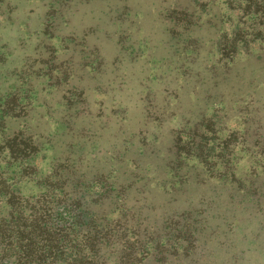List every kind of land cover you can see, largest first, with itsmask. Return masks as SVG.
Listing matches in <instances>:
<instances>
[{"label":"rangeland","instance_id":"374dc122","mask_svg":"<svg viewBox=\"0 0 264 264\" xmlns=\"http://www.w3.org/2000/svg\"><path fill=\"white\" fill-rule=\"evenodd\" d=\"M83 1L61 0L57 4L54 0H10L5 1L10 7L7 15L0 7L1 40L16 49L13 54L0 52V218L5 219L7 234L18 228L7 223L10 219L18 225L25 224V233L32 229L33 219L44 222L53 231L55 227L61 229L62 234L56 235L60 236L57 242L61 237L65 239L62 249L66 248V253L61 261L53 262L54 257L62 255V250L54 248L60 244L51 243L53 249H45V254L50 255V251L55 256L31 264H92L91 251L95 250L101 256L99 264H264V153L256 154V148L242 142L248 126L247 113L252 108L248 103L253 99L264 105V60H247L264 52V40L232 45L236 54L227 66L225 62L217 63L211 55L206 61L204 53L213 45L200 46L197 41L218 35L225 37L222 41L231 49L230 39L244 42L258 28L264 34V11L259 21L263 26L258 27L251 15L242 23L244 0H209V4L208 0H89L91 3L86 4ZM261 2L264 10V0ZM6 17L20 26L9 23L6 26ZM89 28L95 33L83 35ZM183 46L189 50L185 59L178 55ZM193 48L200 52L198 57L190 54ZM99 51L106 63L102 72L95 70ZM113 61L117 67L114 71L109 67ZM182 63L189 66L186 73L168 74V66ZM247 64L248 68L243 67ZM219 66L229 73L220 74ZM28 72L35 74L25 76ZM60 74L67 80L71 78L72 84L89 89L93 111L94 106L101 109L114 99L121 106L131 105L132 120L127 127L136 130L145 124L148 133L153 128L148 121L142 123V107L149 103L152 89L157 91L150 101L153 107H159L164 94L169 91L174 94L173 90L179 89L177 116L184 121L190 119L193 124L205 116L206 132L196 140L200 143L198 151L215 164L216 177L207 185H191L178 192L177 184L158 188L150 178L162 176L165 161L149 159L143 161L153 163L145 181L136 182L118 194L112 193L110 198L99 195L106 189L97 184L91 185L84 195L81 188L71 184L75 180H67L70 175L66 171L55 169L57 161L61 162L59 158L63 160L68 154L67 144L83 142L84 150L88 146L77 130L61 137L66 131L62 120L72 113L71 109L70 114L65 111L66 106L75 101L73 95L65 92L67 86L58 84ZM97 83L108 91L95 90ZM257 83L260 89L253 93ZM164 85H169L167 92H161L166 89ZM249 94L245 105L241 97ZM207 95L222 102L204 107ZM195 98L200 103L191 105L190 99ZM42 101L57 103L53 104L52 118L48 107L39 105ZM15 112L19 117L9 119ZM257 114V120L264 124V111ZM71 118L70 125L75 124V129H87L86 120L81 122L74 115ZM118 127L117 124L115 128ZM17 130L21 135L15 137ZM31 130L35 136L26 143L38 150L32 153L26 148L23 152L25 144L19 147L15 144L25 140ZM113 131L105 128L100 133L102 137L95 141L103 148L112 143L118 147ZM255 132L256 128L251 127V137ZM191 139L192 134L187 133L183 142L192 149ZM149 150L164 149L153 146ZM222 155L228 159L223 165L219 162ZM187 162L197 165L193 158ZM108 167L104 166L103 171ZM232 170L244 187L229 184L228 174ZM80 171L89 172L84 168ZM123 172L110 173L107 183H116L117 189L126 187L132 180ZM189 179L194 178L189 175ZM252 190L257 191L256 195H241ZM231 193L235 194L234 201L228 199ZM202 195L204 203H198ZM75 198L86 206L79 205ZM196 209L199 213L191 218L177 215ZM57 216L59 224L55 226ZM79 218L83 221L77 226ZM135 231L141 235L135 236ZM18 235L10 239L12 245L9 239L0 244V264H24L26 258L18 261L20 252L14 240ZM41 245L46 246L43 242ZM20 250L23 253L24 249Z\"/></svg>","mask_w":264,"mask_h":264},{"label":"trees","instance_id":"16d2710c","mask_svg":"<svg viewBox=\"0 0 264 264\" xmlns=\"http://www.w3.org/2000/svg\"><path fill=\"white\" fill-rule=\"evenodd\" d=\"M5 1L9 2L10 0H0V7L4 8V13L5 15L8 14L10 10L9 4L6 3ZM57 4L58 2H60L61 0H54ZM66 1L65 3L70 2V0H64ZM89 0H84L83 2L86 4ZM245 1V5H243V21L242 23H245V18L249 17V15H251L254 19L255 25H257L258 27L263 26V24L261 25V23L259 22L263 17V11L262 10V2L261 0H244ZM211 1L208 0V4ZM89 3H91V1H89ZM127 9H125L126 11ZM56 10L53 11V13ZM29 13V12H28ZM216 19V16H213ZM210 19L206 21V25L209 23ZM6 26L10 24H12V20L9 17H6ZM241 23V24H242ZM11 26H17L19 27L20 25H11ZM212 28V27H210ZM208 28V29H210ZM214 29V28H213ZM45 30V28L43 29ZM46 31V30H45ZM201 31L203 32V29L201 28ZM88 32L90 33H95L92 32V28H89L87 32H83V35H88ZM44 33V32H43ZM201 38V37H199ZM225 37H211L207 40L205 39H197L198 43L200 44V46H208V45H213V47L206 51V53H204V59L207 61L208 56L211 55L212 58H214V60H217L218 62H225V65L227 66L228 63L232 60V58L235 56L236 54V49L235 45L237 43H244V44H249L250 42L254 43L256 41H260V40H264V34L262 32L261 29H257L254 31L253 33V37L249 40H246L244 42H241L239 40H235L236 38L230 39V44H231V49L226 48L225 45V41L224 40ZM18 40V39H17ZM19 40H22V38H20ZM123 49V47H122ZM249 49V45L245 46V50ZM15 47H11L9 45H7L6 43L2 42L1 37H0V52L1 51H7L10 54H13V52L15 51ZM100 50V49H99ZM125 51V50H124ZM187 53H189V50L187 48V46H183L180 49L179 52V56H181L182 59H185V57L187 56ZM190 54L191 55H195L196 57L199 56L200 52L197 51L195 48L190 50ZM248 54H250V52H248ZM99 56H100V51H99ZM150 60L153 57H149ZM258 60V61H263L264 60V52L260 53L258 55H254V57L249 56V58L247 60ZM246 60V61H247ZM163 63V61H160ZM209 62V61H208ZM88 63H86L85 65L87 66ZM60 65V64H59ZM84 65V66H85ZM83 66V67H84ZM85 66V67H86ZM106 67V63L104 62V58H102L101 56L99 57V61L97 62V65L95 66V70L98 71H103V69H105ZM110 68H113V71L115 68L114 66V61L112 63H110L109 65ZM245 68H248L249 65L247 64L246 66H243ZM210 68V67H209ZM212 68V66H211ZM218 70L220 71L219 73L222 75L228 74V70H225V68H223L222 66L217 67ZM164 68H162L163 70ZM71 70V69H70ZM189 70V66L184 65V63L179 64V66L177 65V67H167V72L168 74H177L179 75V71H184V73H186ZM12 71L14 72L15 69H12ZM12 73V72H11ZM164 72L162 71V74ZM35 74L33 72H28L25 76L28 75H32ZM16 75H18V73H16ZM61 75V79L58 80V84H64L67 86V90L65 91L67 94H71L74 97V103L73 104H69L68 106H66V112H68L70 114V109L72 110L71 112V116L69 115L68 119H64L62 120V123L65 125V132L61 135V137H66L71 131L73 130H77L78 131V136H81L82 138H86L85 143H88L87 149L84 150V146L82 145L83 142L81 143L80 141H75V143L71 142L70 144H67L68 146V154L66 157H63V160L60 159L61 162L56 163L55 169L56 171L58 169H62V171H66L68 175H70V177H68L67 180H69V178L72 179V181H74L73 187L74 188H81L83 191V194H87V191L89 190L90 186L93 184H97L100 186L101 189H106L104 192L100 193V196H105L107 195L110 198V195L112 193H116L118 194L120 191H122L123 189L126 190V188H130L132 187L134 184H136V182H143L146 180V177L149 176V172L151 171L150 166H152V162H150L149 164H145L143 163V161L145 160H159V161H165L164 163V168L162 170V176L157 177V178H153L151 177L150 180L151 182H154V185L157 186L158 188L160 187H164L167 189V186H169V188H172L173 185L177 184L179 187L176 189V192H178V189H186L189 188L191 185H194L196 187H200V186H204L207 185L208 181L211 182V179L214 177H216V168H215V164L210 163L207 159V155L205 153H200V151H198V147L200 145V143L196 140L198 139L200 136H202L205 132H206V128L203 126L204 123V118L205 116H201L200 121L197 122V124H193V121H190V119L185 120L180 117L178 119H181V121L178 120V124H179V129L176 130V136H174V147L170 150V152H166L164 153L161 150H158L156 152L150 151L149 148L153 147V145L151 143H147L145 142L147 136L149 133L148 131L145 129V124H141L136 130H131L127 127L126 122H130L131 118H130V113H131V109L132 106L131 105H126V106H121L120 102H118L117 99H114L113 101H110L109 106L104 105V107L97 108L96 106H94V111L93 109V102L90 100V96H89V89H87L84 86H78V84H72V79L70 78L69 80H67V78L65 77V75ZM143 80H145V77L142 78ZM148 79V76H147ZM146 79V81H147ZM243 81H246L245 78L242 79ZM60 81V82H59ZM70 81L68 84H65V82ZM115 80L112 81V85L114 86L115 84ZM169 85H164L163 87L166 89H163L161 92H167V87ZM259 83H257L254 87H253V93H256L255 91L260 89ZM147 88L146 90L149 89L148 86L144 87ZM95 90H98L99 92L105 93L106 88L105 86H102L101 83H97V85L94 88ZM152 89V88H151ZM64 91V90H63ZM172 91V90H171ZM64 93L62 96V99L64 98ZM156 92L154 89H152V93L151 96L149 98L150 101H153L155 99L156 96ZM169 92H167V94H164V98L162 99V103L159 105V107H153L150 105V101L149 103L147 102V104L143 105L144 109L142 107V114H143V122L145 123L148 121V123H151V119L154 120V122H158L160 121V118L162 116H164L165 114L168 115L169 117L172 116H177V109L178 107H180V91L179 89H174L173 93L174 94H169ZM172 96V97H171ZM146 97V95H145ZM247 97H250L249 95H244L243 101L245 103V105H247V102L245 101ZM217 99L212 98L211 96L207 95V99L206 102L204 104L205 106H217L220 104V102L222 101H216ZM173 103H172V102ZM191 101V105H197L198 103H200L199 99L195 98V99H190ZM232 101V100H231ZM234 102H238L236 100H233ZM254 102L253 99L250 103ZM250 103H248V105H250L252 108L250 111H248L249 113H247V128L244 130V134L242 136V142L244 144H247L250 148H256L257 149V153L256 154H263L264 153V124L260 123V119L257 120V113H262L264 111V105L263 103L260 102H254L252 103L253 105H251ZM53 104H57L54 102H50L49 104L46 103V101H42L39 102L40 106H46L48 107L47 109L50 111V116L53 115V112L55 111L54 105ZM106 104V103H105ZM260 106L258 107L257 105ZM203 107V108H204ZM134 108V107H133ZM9 110L7 112V114H9ZM246 114V113H245ZM74 115L75 119H81V122H83V120H86L88 123V127L86 128H78L75 129V124H73V126L70 125V123L72 122V118ZM14 116V118L19 117V115L15 112V115H10L9 119H12V117ZM40 118H42L44 120V116H40ZM52 118V116H51ZM83 119V120H82ZM46 122V120H44ZM184 121V122H183ZM114 124V128L113 125ZM117 124L119 125L118 128ZM200 124V125H199ZM261 124V125H259ZM199 125V126H198ZM126 127V128H125ZM251 127H255L256 128V132L253 134V137H251L250 135V130ZM114 129L113 131V135L112 137H116L117 140H115L118 143V147H116V144L112 143L110 144L108 147H101L100 144H98L95 140L96 139H100L102 137V134H100L101 132H103L104 129ZM192 134V139H191V143L193 142V147L191 149V147H188V145H184L183 142V138L184 135L186 134ZM21 135V131L17 130L16 131V136H20ZM32 136H35V133L32 132V130L27 133L26 139L25 140H19L16 142L15 146L19 147L20 145L25 144V147L22 148L21 150L24 152L26 148H29L30 152H35V150H38V148H35L33 145L28 144L27 145V141L32 138ZM39 136V135H38ZM203 137V136H202ZM40 138V137H39ZM14 140V137L13 139ZM153 142H156L157 140H152ZM195 142V143H194ZM34 143V142H32ZM66 146V147H67ZM77 148L74 151H72V148ZM148 148V149H147ZM28 150V149H26ZM23 154V153H21ZM66 153H63L62 155H64ZM74 155V158H71L70 156ZM190 158H193L197 161V165L191 166L188 164V160ZM228 159H225V155H222L219 159V162L221 163V165H223L225 162L227 163ZM144 164V165H143ZM108 165V169L106 171H103L105 168L104 166ZM113 167V168H111ZM149 167V168H148ZM225 167V166H223ZM84 170H89V172L86 171H80L81 169ZM157 168V166L154 167V170ZM112 170V171H111ZM120 170H124L123 175H126L128 177L131 178V183H129L126 187H119L117 189L116 183H107V180H110V173H119ZM136 171H138L136 173ZM231 171V170H230ZM94 172V173H92ZM92 173V174H91ZM67 175V176H68ZM189 175H192V177L194 179H189ZM229 177V184H234L235 185H242L244 187V185L242 184V182L234 175L233 170L232 172H230L228 174ZM115 181L117 182V180L119 179L118 176L115 177ZM188 180V181H187ZM66 182V181H65ZM109 182V181H108ZM264 184V182H262ZM262 184V185H263ZM261 187V186H260ZM227 188V187H225ZM80 189V190H81ZM216 191V188H213ZM244 189V188H242ZM258 188H255V190H257ZM255 190L252 191H248V192H242L241 195H245L247 194L249 197L252 195H256ZM164 191V190H163ZM251 194V195H250ZM246 195V196H247ZM235 194L231 193L228 195V199L230 201H234ZM204 196L202 195V197H199L198 199V203H204ZM72 199V198H71ZM74 201H77L79 203V205L85 207L86 205L81 204V200L78 198L73 199ZM172 200H175V197H173ZM251 201V199H250ZM70 205V203H69ZM199 209L197 210H188V211H183L180 214H177L179 217L185 215L187 217H194V214L197 215V213H199ZM82 213H86V212H82ZM135 214L132 213V216H134ZM176 215V216H177ZM13 217V216H11ZM59 216L56 217V222H55V226L56 224H59L57 222ZM14 221V220H13ZM18 221V219H17ZM83 220H79L77 221V223H75L77 226H79L81 224ZM46 222V221H45ZM166 222V221H165ZM7 223H12L14 226L16 224V226H18V228H16L15 230H13L12 232L9 233V235L7 234V229L5 228V219L0 218V244H3L4 240H8L10 245L13 244L12 241H10V239L12 238V236L14 234H19L18 237H16L15 244H17V249L19 250V255H18V261L21 260V258H26L24 264H31L35 261H41V259L46 258V256H50L52 254L55 253L54 252H49L50 255L45 254L46 250H49L50 248L53 249V247L51 246V243L54 244V246L58 243L60 244L58 247H54L57 250L61 249L62 250V255L60 254V256L58 257H54L53 258V262L54 263H58L61 261L62 257H63V253H66V248H63V242L65 241L64 237H61V239H59L60 241L57 242V239L60 236H56V235H61L62 231L59 228L55 227V230L53 231L51 228H49L44 222H40L37 221L35 219L32 220L31 226L32 229L30 231H28L27 233H25V229H26V225L25 224H21L18 225L17 222H12V219H10L9 221H7ZM15 226V227H16ZM138 226V223H137ZM49 229L52 230V232H49ZM51 233V236L50 234ZM140 233V232H139ZM23 235H26V237H24ZM135 236H140L141 234H138V231L134 232ZM43 237H47V238H42ZM76 236L78 237V235L76 234ZM65 237H67L65 235ZM41 242L44 243V245L46 246H42ZM24 249L23 253L20 249ZM46 249V250H45ZM60 250H58L59 252ZM37 252V253H36ZM36 253L35 255H37L38 257L36 258V256H31L32 254ZM24 254V256H23ZM91 254L93 256V260L94 262H92V264H99V260H101V256L98 254V251H91ZM22 255V256H21ZM27 257L29 259H27ZM17 261V262H18ZM23 262V261H22ZM40 263V262H39ZM85 264V263H84ZM89 264V263H86Z\"/></svg>","mask_w":264,"mask_h":264},{"label":"crops","instance_id":"0c3cea01","mask_svg":"<svg viewBox=\"0 0 264 264\" xmlns=\"http://www.w3.org/2000/svg\"><path fill=\"white\" fill-rule=\"evenodd\" d=\"M178 118V116L169 117L165 114L158 122H154V118L151 119L150 121L153 129L148 135H146L147 138L145 142L148 144L151 143L154 147L161 146L164 149V153L167 151L170 152V150L174 147V136H176V130L179 129ZM127 124L128 122H126V125ZM154 139L157 141L153 142L152 140Z\"/></svg>","mask_w":264,"mask_h":264}]
</instances>
